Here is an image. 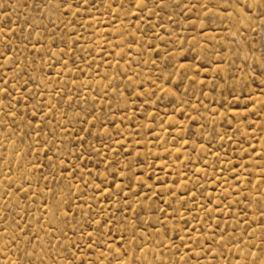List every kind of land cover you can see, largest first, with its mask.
I'll use <instances>...</instances> for the list:
<instances>
[{
  "label": "rangeland",
  "instance_id": "rangeland-1",
  "mask_svg": "<svg viewBox=\"0 0 264 264\" xmlns=\"http://www.w3.org/2000/svg\"><path fill=\"white\" fill-rule=\"evenodd\" d=\"M0 264H264V0H0Z\"/></svg>",
  "mask_w": 264,
  "mask_h": 264
}]
</instances>
